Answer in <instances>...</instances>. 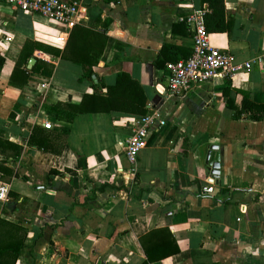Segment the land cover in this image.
I'll list each match as a JSON object with an SVG mask.
<instances>
[{
  "label": "crops",
  "instance_id": "1",
  "mask_svg": "<svg viewBox=\"0 0 264 264\" xmlns=\"http://www.w3.org/2000/svg\"><path fill=\"white\" fill-rule=\"evenodd\" d=\"M79 1L75 31L0 3V185L28 231L18 264H145L142 239L168 255L149 264H264V0H224L230 30L209 32L213 47L251 67L180 96L168 91V65L191 53L186 17L206 3ZM72 33L83 56L99 53L95 65L23 51L26 41L64 49ZM38 60L54 66L50 76L33 70ZM84 99L70 121L47 108ZM155 107L167 123L134 165L129 120ZM36 127L45 149L30 141Z\"/></svg>",
  "mask_w": 264,
  "mask_h": 264
},
{
  "label": "built area",
  "instance_id": "2",
  "mask_svg": "<svg viewBox=\"0 0 264 264\" xmlns=\"http://www.w3.org/2000/svg\"><path fill=\"white\" fill-rule=\"evenodd\" d=\"M1 4L20 9L62 25L65 29L73 28L82 22L81 3L79 0H0ZM205 10L194 12L186 17L192 34L191 53L168 65V91L180 96L188 92L195 84L209 82L218 74L232 77L238 71L251 67L250 62L239 63L234 54L213 47L209 42V32L205 25ZM167 123L159 108H151L145 115L134 116L129 120L130 133L125 139L124 154L136 164L139 153L147 146L153 129H161ZM45 129H54V124L47 118L43 121ZM208 193L213 187L206 188ZM8 200L7 186L0 185V201Z\"/></svg>",
  "mask_w": 264,
  "mask_h": 264
},
{
  "label": "trees",
  "instance_id": "3",
  "mask_svg": "<svg viewBox=\"0 0 264 264\" xmlns=\"http://www.w3.org/2000/svg\"><path fill=\"white\" fill-rule=\"evenodd\" d=\"M202 3H206L208 8L205 9V25L208 32H226L230 30V24L232 21V17H228L225 14V6L224 0H201ZM75 25L72 30L77 28ZM75 34V32H74ZM74 34L70 35L68 43L64 49H60L59 47H50L41 43L26 41L23 47V51L27 49V47H34L36 49H40L51 53L53 55L59 56L62 59L74 60L77 62H81L83 64H89V66H93L98 62L99 53L97 56L91 54L90 50L86 55H82V48L77 49L75 45ZM16 68H20L21 62L17 63ZM4 65V58L0 55V69ZM54 66L52 64H46L42 60H38L37 64L34 67V71L42 74L50 76L53 72ZM23 75L26 73V70L23 69ZM93 74L92 70H86L85 76L90 77ZM28 75H24V81ZM52 113H54L58 119L70 121L72 118L80 112H84L87 110V100H83L80 104L76 103H64L57 102L56 104L50 105L47 107ZM148 110L143 108L139 111L133 112L134 116H140L147 114ZM39 128H35L30 139L32 144L37 145L40 148H47L44 144V141L36 138V134L39 131ZM57 152V151H56ZM6 172H9L10 169L5 168ZM9 210V206L7 203L3 205L2 213L9 215L7 213ZM28 235V231L25 227H23L19 223H15L10 221L4 217H0V264H18V258L20 256V252L24 247L26 238ZM151 235V234H150ZM7 236V237H5ZM142 247L147 257V262L145 264H149L151 262H155L158 258H166L168 255H161L156 257L155 251L153 248L147 247L144 243V240H141ZM178 249H174L170 251L168 254H172V252H176ZM163 256V257H162Z\"/></svg>",
  "mask_w": 264,
  "mask_h": 264
},
{
  "label": "water",
  "instance_id": "4",
  "mask_svg": "<svg viewBox=\"0 0 264 264\" xmlns=\"http://www.w3.org/2000/svg\"><path fill=\"white\" fill-rule=\"evenodd\" d=\"M35 61H36V58L34 57L31 58L29 60V67H31L35 63ZM219 159H220V155L218 153V146L211 145L207 163L211 169V173L214 174L215 176H218L220 172Z\"/></svg>",
  "mask_w": 264,
  "mask_h": 264
},
{
  "label": "rangeland",
  "instance_id": "5",
  "mask_svg": "<svg viewBox=\"0 0 264 264\" xmlns=\"http://www.w3.org/2000/svg\"><path fill=\"white\" fill-rule=\"evenodd\" d=\"M7 204L9 206V210L7 213H10V215L5 214L4 217L6 219L15 222L14 218L17 219V218L22 217V213L18 211L19 205L14 202V199L8 200ZM15 208H17L16 211H14ZM15 223H19V222H15ZM5 237H7V236H5Z\"/></svg>",
  "mask_w": 264,
  "mask_h": 264
}]
</instances>
